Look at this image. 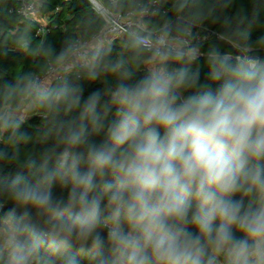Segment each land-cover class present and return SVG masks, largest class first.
I'll return each instance as SVG.
<instances>
[{
  "label": "clouds",
  "instance_id": "obj_1",
  "mask_svg": "<svg viewBox=\"0 0 264 264\" xmlns=\"http://www.w3.org/2000/svg\"><path fill=\"white\" fill-rule=\"evenodd\" d=\"M98 2L59 52L35 21L0 41L36 58L0 72V264H264L255 20L202 51L230 0Z\"/></svg>",
  "mask_w": 264,
  "mask_h": 264
},
{
  "label": "trees",
  "instance_id": "obj_2",
  "mask_svg": "<svg viewBox=\"0 0 264 264\" xmlns=\"http://www.w3.org/2000/svg\"><path fill=\"white\" fill-rule=\"evenodd\" d=\"M167 7H170V5ZM18 9V0H0V41L7 39L9 47H11L10 33L16 29H25L31 26V21L20 15ZM88 11H91L88 6V0H48L45 13L40 15L41 19L46 18L47 20V31L45 34H38L41 24L36 22L35 27L37 30L35 35L37 37L46 36V40L55 47L57 52H59L65 39L80 30L81 21L85 18ZM171 15L172 13L169 12V16ZM218 15L220 16L218 22L214 24L209 22L201 29V31L205 30L202 32L207 36V41L203 45L202 51H206L210 45H218L221 47V50L225 52L232 51V49L217 39V35L225 31L223 27L225 21L234 23L240 16L246 17L245 24H247L248 21L255 20L249 37L250 43L255 44L264 40V0H230L229 6L218 13ZM258 54L264 58V49H260ZM35 59V57L24 59L20 57L19 53H9L6 58L0 60V72H19L23 67L27 69ZM199 63L203 65V59H201ZM201 71V80L203 81L205 79L203 73H205L207 69L202 68ZM5 78L11 80L12 76L7 75ZM97 87H102V85H86L85 95ZM38 124L39 118L36 117L31 119L28 124L25 125V128L30 133H34ZM33 147L38 150L40 146L29 145L28 150H31ZM9 170L11 171L14 169ZM81 264H86V261L82 260Z\"/></svg>",
  "mask_w": 264,
  "mask_h": 264
},
{
  "label": "built area",
  "instance_id": "obj_3",
  "mask_svg": "<svg viewBox=\"0 0 264 264\" xmlns=\"http://www.w3.org/2000/svg\"><path fill=\"white\" fill-rule=\"evenodd\" d=\"M18 2H19V9H18L19 14L22 15L27 20L35 21L41 24V28L38 30V34H45L47 31L46 24H43L40 22L41 16L37 15L36 11L32 9L30 0H28L27 7L23 8V14H21V0H18ZM90 2L93 8L99 11V9L101 8V5L98 2V0H90ZM202 31L204 32L205 30H202Z\"/></svg>",
  "mask_w": 264,
  "mask_h": 264
},
{
  "label": "rangeland",
  "instance_id": "obj_4",
  "mask_svg": "<svg viewBox=\"0 0 264 264\" xmlns=\"http://www.w3.org/2000/svg\"><path fill=\"white\" fill-rule=\"evenodd\" d=\"M46 21H47L46 19L45 20L44 19L43 20L40 19V22L43 23V24H46Z\"/></svg>",
  "mask_w": 264,
  "mask_h": 264
},
{
  "label": "crops",
  "instance_id": "obj_5",
  "mask_svg": "<svg viewBox=\"0 0 264 264\" xmlns=\"http://www.w3.org/2000/svg\"><path fill=\"white\" fill-rule=\"evenodd\" d=\"M46 18H44V20H45ZM43 20V19H42Z\"/></svg>",
  "mask_w": 264,
  "mask_h": 264
}]
</instances>
